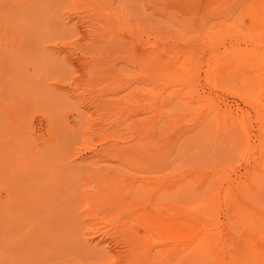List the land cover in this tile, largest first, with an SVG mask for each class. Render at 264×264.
Listing matches in <instances>:
<instances>
[{"label": "rangeland", "instance_id": "374dc122", "mask_svg": "<svg viewBox=\"0 0 264 264\" xmlns=\"http://www.w3.org/2000/svg\"><path fill=\"white\" fill-rule=\"evenodd\" d=\"M0 103L3 264H264V0H0Z\"/></svg>", "mask_w": 264, "mask_h": 264}, {"label": "bare ground", "instance_id": "6f19581e", "mask_svg": "<svg viewBox=\"0 0 264 264\" xmlns=\"http://www.w3.org/2000/svg\"><path fill=\"white\" fill-rule=\"evenodd\" d=\"M150 62L152 63L153 61ZM155 68L156 67H154V70ZM25 200L26 198L24 197L23 194L21 195L20 192H17L16 190H12L6 194V196L3 198L2 201V207H1L2 222L0 223V246L2 245L6 246L7 249L10 251L8 253L12 255L22 256L25 250L28 249L30 250L29 252H31L32 251L31 248L34 247L36 249L37 246L39 247V245L35 241V238L33 237L34 234L32 235V232H34L33 226L29 224L27 213L24 212L22 208L25 204ZM193 214L187 211L180 216L163 217L159 214H155L150 216V219L152 220V223L155 226H157V228H160L163 231L167 232V234L171 238L177 241H183L184 244L186 245V248L189 249L190 251L196 253H199L200 252L199 250L202 249L208 251L209 250L208 243H210V239H209L210 237H208V234L192 231L193 225L200 224L199 219ZM145 215L146 218L149 217L148 214L145 213ZM52 230L53 227L49 229V231L51 232L49 235L45 234L47 233V231L44 230V233L42 232V235H39V239L44 241V239L47 238L50 241H52V244L57 243L56 238L55 237L53 238ZM30 237H32L33 239H30ZM34 248L33 250H35ZM33 254L35 255V253ZM254 254L257 256L258 253L254 251ZM24 255L27 254L24 253ZM29 256L30 255L28 254V258ZM25 260H26V256H25ZM0 264H3V260L1 256H0Z\"/></svg>", "mask_w": 264, "mask_h": 264}]
</instances>
